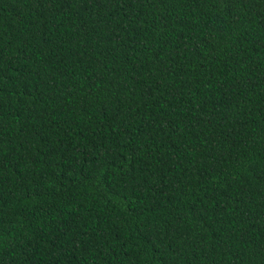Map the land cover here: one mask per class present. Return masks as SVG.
Here are the masks:
<instances>
[{"label": "trees", "instance_id": "1", "mask_svg": "<svg viewBox=\"0 0 264 264\" xmlns=\"http://www.w3.org/2000/svg\"><path fill=\"white\" fill-rule=\"evenodd\" d=\"M0 264H264V0H0Z\"/></svg>", "mask_w": 264, "mask_h": 264}]
</instances>
